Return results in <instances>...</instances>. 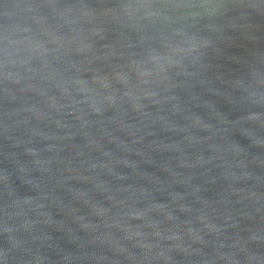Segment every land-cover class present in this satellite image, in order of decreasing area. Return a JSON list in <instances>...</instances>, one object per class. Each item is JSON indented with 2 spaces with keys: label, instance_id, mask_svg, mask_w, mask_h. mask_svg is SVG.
Here are the masks:
<instances>
[{
  "label": "water",
  "instance_id": "obj_1",
  "mask_svg": "<svg viewBox=\"0 0 264 264\" xmlns=\"http://www.w3.org/2000/svg\"><path fill=\"white\" fill-rule=\"evenodd\" d=\"M0 264H264V0H0Z\"/></svg>",
  "mask_w": 264,
  "mask_h": 264
}]
</instances>
